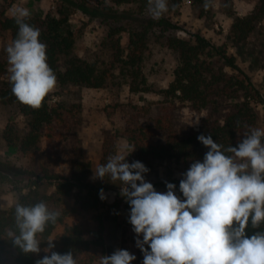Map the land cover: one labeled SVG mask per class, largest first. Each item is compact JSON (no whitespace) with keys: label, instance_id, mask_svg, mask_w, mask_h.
<instances>
[{"label":"trees","instance_id":"16d2710c","mask_svg":"<svg viewBox=\"0 0 264 264\" xmlns=\"http://www.w3.org/2000/svg\"><path fill=\"white\" fill-rule=\"evenodd\" d=\"M87 1L62 0V5L56 13L50 12L45 18L30 17L26 21L39 29V39L47 46V63L61 85L74 84L101 89L108 85L118 84L122 87L127 84L132 93L157 92L146 74L145 62L153 35L158 34L159 30L160 41L164 39L166 46L177 54L179 60L170 85L159 92L164 98L171 99L174 105L178 101L188 102L194 110L209 113L199 128L190 134L181 135L168 112L170 109L167 110L165 105L158 117L152 115L150 106L136 107L138 116L143 120L149 118V121L133 122L136 128L132 129L128 138L144 162L164 161L183 164L189 169L193 162H202L208 151L198 141V136L210 135L214 142L223 146V150L229 146L236 147L245 133L257 127L255 107L257 104L264 106V94L239 66L237 58L229 53L228 47L216 45L198 32H189L188 37H181L177 33L181 28L164 15L141 26L129 29L112 28L110 36L123 31L129 32L130 43L125 56L120 42L117 41L116 61L111 66H99L73 56L76 33L72 28L71 15L75 9L85 8ZM138 1L147 5L148 0H115V3L120 6ZM193 1L204 4V0ZM256 1L255 12L246 17L236 18L232 25L229 40L234 46L243 45L248 41L255 31L256 21L264 15V0ZM0 30L10 32L14 40L18 32L15 19L13 17L0 19ZM6 78L5 89L0 90V103L17 104L20 107L21 114L27 120L28 132L21 138L11 127L7 128L5 137L10 145L19 146L21 153L32 165L18 168L10 161L0 160V264H8L6 254L9 253L14 257L13 264H37L53 251L60 254L71 252L76 264H97L99 256L95 243L86 238V233L79 224L66 227L57 243H52L54 247L45 251L49 249L48 240L51 239L56 227L64 222L66 216L62 213L57 222L54 225L49 224L45 232L38 237L41 241L38 254L23 252L8 238L7 233L10 230L18 234L15 223L16 203L30 206L43 201L49 208L53 201L56 203L54 195L70 196L79 188L88 191V199L83 200L82 206L85 210H90L99 205L100 195L98 192L95 193L97 188L94 185L84 182L81 177L72 180L54 178L53 185L56 190L53 194H48L42 182L43 178L40 179L33 168L35 163L47 155L49 157L60 155L70 119L76 117L80 111L69 109L60 102L52 104L51 95L45 97L39 109L24 105L12 93L10 76ZM225 154L232 155L227 152ZM172 175L171 172L170 176ZM166 182L180 184V181L174 179L163 181L160 185L166 186ZM6 184L14 186L16 200L12 206L3 208L1 199L3 186ZM180 196L183 199L182 193ZM257 232H264V224L254 229L249 222L246 235L250 237ZM128 243L129 230L125 228L120 249L129 251Z\"/></svg>","mask_w":264,"mask_h":264},{"label":"rangeland","instance_id":"374dc122","mask_svg":"<svg viewBox=\"0 0 264 264\" xmlns=\"http://www.w3.org/2000/svg\"><path fill=\"white\" fill-rule=\"evenodd\" d=\"M62 0H0V19L13 17V7H25L31 13V18H45L50 12H57ZM208 7L205 8V4ZM168 11L163 15L170 18L181 29L177 32L181 37L188 33H200L216 45L227 46L230 54L237 58L239 66L252 78L257 88L264 94V15L256 21L254 33L243 45L234 46L229 40L232 25L236 18L246 17L255 12L256 0H204V4L193 0H167ZM148 1H141L117 6L115 0H88L85 8L75 9L71 15L72 28L76 33L73 56L82 58L99 66H111L116 61L117 41L127 56L130 34L123 31L110 36L112 28L141 26L154 19L148 10ZM154 34L146 57V74L157 92L132 93L130 87L124 84L120 87L108 85L94 89L82 85H61L58 82L53 92L52 104L63 103L69 109L79 110L77 116L70 119L66 138L60 155L41 159L35 163L34 172L43 178L45 190L53 194L56 187V177H81L84 182L94 185L100 196L96 208L85 210L83 200L88 199V191L76 188L70 196L54 195V201L49 208L64 214L66 217L59 224L51 239L57 243L65 228L73 224L83 227L86 238L95 243L100 257L110 256L122 244L123 230H129L128 249L136 259L132 264H143V253L136 246L137 237L132 225L128 222L130 205L121 195L119 182H112L108 177L101 180L94 177L97 166L105 164L108 158L117 153L127 156L126 162L140 161L149 171L144 179L150 182L158 192H166L163 181H180L188 170L183 164H172L152 160L144 162L139 152L131 144L128 136L136 128L133 122L149 121L138 116L136 107L150 106L152 115L160 116L164 105L171 114L174 126L181 135L190 134L199 128L202 120L208 116L207 111H196L188 102L164 98L159 92L165 90L173 80L174 71L179 64L178 56L170 50L164 41H160V31ZM10 32L0 30V90L5 89L8 72L7 46L12 42ZM118 48V47H117ZM61 71H63L61 69ZM117 73L119 69L116 70ZM57 77V76H56ZM174 105V106H173ZM173 106V107H171ZM257 127L264 129V106L256 105ZM14 128L18 137H24L28 132L27 120L21 114L17 104L0 103V160L10 161L18 168H26L30 164L20 151L18 145H10L6 140L7 128ZM131 149H135L131 152ZM171 172L173 173L172 176ZM52 183V184H51ZM175 194L182 199L179 183L174 184ZM2 207L12 206L16 200L13 185L3 186ZM103 189L104 199H101ZM93 201V199H91ZM147 248V245H144ZM8 264H13L14 257L6 254Z\"/></svg>","mask_w":264,"mask_h":264},{"label":"clouds","instance_id":"9594fccd","mask_svg":"<svg viewBox=\"0 0 264 264\" xmlns=\"http://www.w3.org/2000/svg\"><path fill=\"white\" fill-rule=\"evenodd\" d=\"M148 6L154 19L168 11L167 0H148ZM12 16L18 32L6 48L11 90L20 103L39 109L55 90L57 77L47 63L39 29L26 22L30 11L14 6ZM197 139L208 151L202 162H193L183 174L179 184L183 199L171 183L166 182V192L156 191L144 179L149 169L140 161L129 164L128 155L110 156L95 168L94 177H108L121 185V195L130 205L128 222L136 236L143 237L136 241L143 264H264V232L246 235L249 222L254 229L264 224V129L253 128L236 147L223 150L210 135ZM59 216L43 201L30 206L16 203L18 234L10 230L8 238L23 252L38 254V237ZM52 240L46 252L54 247ZM135 259L129 251L117 249L100 257V264H132ZM37 264H76V260L71 252L53 251Z\"/></svg>","mask_w":264,"mask_h":264}]
</instances>
